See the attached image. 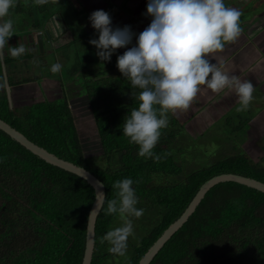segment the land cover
<instances>
[{"label": "trees", "instance_id": "trees-1", "mask_svg": "<svg viewBox=\"0 0 264 264\" xmlns=\"http://www.w3.org/2000/svg\"><path fill=\"white\" fill-rule=\"evenodd\" d=\"M28 58L3 57L0 61V119L103 183L105 199L96 219L91 264H101L107 258L96 252L117 214L107 212V201L117 198L113 188L117 180L133 179L138 199L165 210L160 222L134 246L128 264H138L210 178L230 173L264 183V163H253L240 154L199 168L183 182L172 179L171 183H153L154 178H162L156 176L183 173L172 147L186 133L183 125L168 115L170 125L162 129L154 156L139 157L138 146L122 132L124 118L139 103V89L132 88L129 81L102 85L92 80L99 85L86 87L100 146L98 159L104 161L103 168L90 167L64 90L53 100L43 98L12 107L10 87L31 81L7 77L4 68ZM110 63L114 64L110 72L116 71L117 57ZM93 200L94 191L85 180L47 164L0 130V264H81ZM150 264H264V193L233 182L214 186Z\"/></svg>", "mask_w": 264, "mask_h": 264}, {"label": "clouds", "instance_id": "clouds-1", "mask_svg": "<svg viewBox=\"0 0 264 264\" xmlns=\"http://www.w3.org/2000/svg\"><path fill=\"white\" fill-rule=\"evenodd\" d=\"M37 2L44 4L47 0ZM15 4L16 0H0V61L5 46L13 58L30 51L23 44L8 43L14 36V20L5 17H9ZM143 15L151 22L137 34L128 25L113 27L108 12L94 11L89 22L98 39L89 43L97 49L101 61H110L117 49H126L117 57V68L132 88L139 89V103L124 118L122 132L138 146L139 157L150 158L162 129L168 127V114L188 110L202 86L213 92L234 89L239 101L236 110L240 112L249 106L255 85L251 80L225 73L209 59L236 41L243 31L242 12L227 6L225 0H147ZM62 68L57 62L50 71L55 74ZM133 184L131 178L115 181L117 198L107 201V212L119 213L125 219L124 226L117 230L118 240L133 234L131 218L144 214V209L137 207L139 199ZM123 248L118 243L111 251L123 255Z\"/></svg>", "mask_w": 264, "mask_h": 264}, {"label": "rangeland", "instance_id": "rangeland-1", "mask_svg": "<svg viewBox=\"0 0 264 264\" xmlns=\"http://www.w3.org/2000/svg\"><path fill=\"white\" fill-rule=\"evenodd\" d=\"M84 1L85 3L95 4V0ZM101 1L104 5L98 7L97 10H104L110 15L115 14L116 17L118 13L114 5L109 0ZM69 3L71 6L68 4V0H47V3L44 4L38 3L37 0H16V7L23 6L25 8L27 4H31L34 6L40 5L48 11L53 10L55 7L62 8L65 18L76 27L73 28L75 40L70 42L64 49L56 48L55 45L49 49V46L44 44V53L41 54L38 49L37 52L41 56L34 54L35 59L38 57L34 63L19 64L10 70H7L8 67H6L7 72L13 74L10 77L15 76L13 79L19 81L23 79L32 81L31 76H36L34 86L31 88L23 87L24 89L21 87L23 93L19 96H14L15 92H13L11 99L14 101V105L12 102V107L27 106L43 98L53 100L59 98L61 90H64L65 95L67 94L68 105L88 165L94 169H100L104 167V161L98 159L100 146L85 90L88 86L93 88L94 83L104 85L107 83L113 84L117 81H128L119 69L110 72V67H113L111 65H114L110 63L112 57L117 51L122 54L126 49H117L110 61H101L97 56V49L89 43L92 39H98V33L92 29L87 34L82 28L83 25H81L87 10L80 9L72 0ZM225 3L227 6L241 11V17L244 13L249 17L251 13V16L245 22L246 36L252 34L249 32L253 31L258 24L264 25V0H225ZM77 4L82 5L78 2ZM244 4L245 8L242 7ZM14 17L18 25H21L20 20L25 18L20 14ZM38 18L40 23L44 22L41 15H38ZM28 20L30 22L29 18ZM39 28L35 29L38 30ZM23 33L17 32V34ZM247 40L250 41L251 39ZM46 49H49V51L45 54ZM44 59L45 65L48 62L51 65L57 62L61 63L63 65L61 72L53 74L50 70L47 71L46 67L43 68ZM262 61H264V56ZM51 65L49 66L51 67ZM261 66L264 67V63ZM220 67L229 75H237L241 80H251L254 83L255 90L249 106L246 110L238 112L236 109L239 106V101L234 89L226 88L220 92H213L202 86L201 92L188 110L168 114L183 125L185 129L186 134L180 139L178 138L176 147H172L175 150L172 152L175 160L180 165L182 164L183 173L174 177L156 176L162 178H154L153 183H171L170 180L172 179L182 180L183 182L185 177L193 171L223 158L239 154L247 156L253 163H264V78H256L258 73L250 74V70L245 74L244 71L231 74L230 71L224 70L222 65ZM87 71L94 72L92 76L99 81V84L91 79L88 81L84 78ZM45 76L49 77L51 81L47 87L46 84L40 81L44 80ZM42 84L43 86H41ZM12 89L10 87V92L13 91ZM165 178L167 180H164ZM137 207L144 209V214L139 218H131L133 221V234L127 236L125 240H118L120 234L117 230L124 226L125 219L117 213L112 220L107 236L100 238L101 247L96 253L101 257L107 256L101 264H128L133 255L134 246L138 245L140 239L160 222L165 213L163 208L150 205L140 199ZM118 243L124 245L123 255L111 251Z\"/></svg>", "mask_w": 264, "mask_h": 264}, {"label": "crops", "instance_id": "crops-1", "mask_svg": "<svg viewBox=\"0 0 264 264\" xmlns=\"http://www.w3.org/2000/svg\"><path fill=\"white\" fill-rule=\"evenodd\" d=\"M70 1L71 0H68L69 5H70L69 3ZM72 1L77 5V7H80V9L87 10L85 11V14H84L86 17L84 16L83 23L81 25H83L82 28L85 30L86 33L90 32L93 28L89 22V16L91 15V13L96 11L98 7L104 5L103 2L101 0H95V4H89V3H85L84 0H72ZM76 1L79 4L81 3L82 5L79 6ZM109 1L114 5L118 13L116 17H115V14L110 15L112 18L113 27L122 28L128 25V26H131V29L133 32L139 34L150 24L151 22L150 18L143 15L146 12L147 0H109ZM26 6L27 7L25 8H23V6H20V7L14 6L10 10L9 17H5V19H8V18L13 19L14 22L16 21V18L14 16L18 14L22 15V17H25L23 20H20L21 25H18L15 22L14 33L16 35L11 37L8 43L10 46H16L17 44H23L28 49H30V51H28L26 54L23 55V56H26V55L30 56V58L17 61V62H14L12 64L5 66L4 72L7 77H10L13 75L7 72L8 69L10 70L11 68H14V66L19 65V64H24V65L28 63L31 64V63H34L38 59V57L36 59L34 57V54H36L37 56L40 55L37 52L38 47L36 45L35 37L38 33L43 32L46 29V24L48 23L51 17L58 16L59 23L61 25L62 30L59 29V34L56 35L54 38H47L46 36L42 37L43 52L41 54L44 53V44H47V46H49V49L53 48L54 45L56 48L64 49L66 46H68V44H70V42L75 40V37H73V28H75L76 26L73 25V23L70 22L67 18H65V13L64 11H62V8L55 7L53 10L48 11V9H43L39 5L40 9H38L37 11V8L33 7L36 10L37 16L41 15L44 21L43 23H40L39 18H38L39 24L38 26H36L34 24L32 10L30 8L31 4H27ZM242 7L245 8V4ZM28 8H30V11H28ZM29 13H31V15ZM250 16H251V13H250ZM249 17H247L245 13L243 17H241V27L243 31L238 37V39L234 42L226 44L223 51L212 54L211 56H209V59L214 60L219 66L222 65L224 67V70L230 71L231 74H234L237 71L238 73L244 71L243 73L245 74L248 70H250L249 71L250 74H254L255 72L258 73L256 78H264V67L261 66L262 63H264V61H262V57L264 56V25L258 24V26L254 28L253 31L249 32L252 34H249V36L248 35L246 36L247 30H245L246 28L245 22L247 21ZM28 18L30 19V22ZM0 22H3V21H0ZM29 24H31L32 26ZM34 26L35 28H39V27L40 28L37 30L34 28ZM244 31H245V34H244ZM17 32H24V33L17 34ZM247 39H251V40L248 41ZM49 49L48 50L46 49L45 54L49 51ZM122 54L117 51L113 57H118V55H122ZM3 57H11L9 50H8V46H5V48L3 49ZM44 58H45V55H44ZM49 65H51L49 62L46 63L45 65V59H44L43 68L46 67V70L48 71L50 70ZM256 65L257 67H255ZM6 67H8L7 70H6ZM89 71H87L86 75H84V78L88 79V81H90L89 79L95 80L92 76L94 72L93 71L89 72ZM31 77H32L31 82H28L25 84H19L17 86L12 87L13 91L12 92H10V90L8 91L9 96L12 98L13 92H15L14 96L21 95L23 93L21 92L22 91V89H20L21 87L31 88L32 86H34L35 85L34 78H36V76L33 75ZM13 78H15V76ZM253 78H255V76H253ZM40 81L46 84V87L51 82L50 78L46 76L44 80H40ZM41 86H43V84ZM263 92H264V87H263Z\"/></svg>", "mask_w": 264, "mask_h": 264}, {"label": "water", "instance_id": "water-1", "mask_svg": "<svg viewBox=\"0 0 264 264\" xmlns=\"http://www.w3.org/2000/svg\"><path fill=\"white\" fill-rule=\"evenodd\" d=\"M32 15H33L34 24L38 26L39 22L35 8H32ZM59 29L62 30L58 16L51 17L48 23L46 24V29L43 32L38 33L35 37L36 45L39 49V52L41 53L43 52L42 33L47 38H54L56 35L59 34ZM0 130L4 132L6 135H8L12 140L19 143L22 147H24L30 153L37 156L47 164L82 178L93 189L94 200L87 215L86 241H85L84 255L81 263V264H91L94 248H95L96 219L105 199V187L103 183L85 168L75 165L71 162L65 161L63 159H60L56 155L45 150L44 148L34 144L30 140H28L22 133L11 127L2 119H0ZM226 182L237 183L239 185H243L248 188L254 189L256 191H259L261 193H264V183L252 178H248L236 174H230V173L220 174L210 178L200 186L199 190L197 191V193L195 194V196L193 197V199L191 200L185 211L153 243V245L146 251L143 257L139 260L138 264H150L153 258L159 252V250L170 239V237L175 232H177L178 229L194 213L200 201L204 198L205 194L214 186Z\"/></svg>", "mask_w": 264, "mask_h": 264}, {"label": "flooded vegetation", "instance_id": "flooded-vegetation-1", "mask_svg": "<svg viewBox=\"0 0 264 264\" xmlns=\"http://www.w3.org/2000/svg\"><path fill=\"white\" fill-rule=\"evenodd\" d=\"M42 36H44V34L42 33Z\"/></svg>", "mask_w": 264, "mask_h": 264}]
</instances>
